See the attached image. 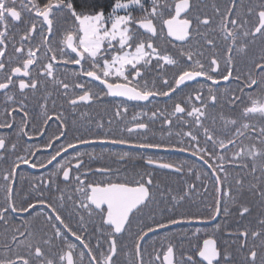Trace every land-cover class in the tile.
Returning a JSON list of instances; mask_svg holds the SVG:
<instances>
[{"label":"snow or ice","instance_id":"obj_1","mask_svg":"<svg viewBox=\"0 0 264 264\" xmlns=\"http://www.w3.org/2000/svg\"><path fill=\"white\" fill-rule=\"evenodd\" d=\"M0 264H264V0H0Z\"/></svg>","mask_w":264,"mask_h":264},{"label":"flooded vegetation","instance_id":"obj_2","mask_svg":"<svg viewBox=\"0 0 264 264\" xmlns=\"http://www.w3.org/2000/svg\"><path fill=\"white\" fill-rule=\"evenodd\" d=\"M91 147H95L96 151H100L102 147H110L112 150H119V146H100V145H94V146H91ZM162 155H165L166 158L168 156V154L166 153H161ZM187 157V154H175V156L173 158H176V159H184ZM188 159H193L191 157H187ZM193 226H189V225H184V226H180L178 228H176L175 230L176 231H185V230H191ZM210 227V226H209Z\"/></svg>","mask_w":264,"mask_h":264}]
</instances>
